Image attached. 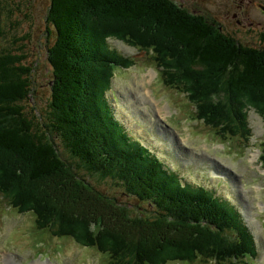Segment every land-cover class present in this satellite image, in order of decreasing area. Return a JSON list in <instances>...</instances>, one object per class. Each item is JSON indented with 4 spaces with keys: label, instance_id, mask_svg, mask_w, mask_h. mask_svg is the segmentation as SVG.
Listing matches in <instances>:
<instances>
[{
    "label": "trees",
    "instance_id": "1",
    "mask_svg": "<svg viewBox=\"0 0 264 264\" xmlns=\"http://www.w3.org/2000/svg\"><path fill=\"white\" fill-rule=\"evenodd\" d=\"M40 1L46 2V29H43L39 15L26 8L25 0H0V150L20 157L28 164L31 179L46 180L55 174L53 179L57 176L60 183L51 185L49 199H43L42 181L35 189L29 179L32 185H26L21 176L3 166L0 159V195L10 202L20 201L17 210L32 201L46 213L54 214L45 226L37 216L36 225L59 238L63 235L55 225L59 215L65 219L69 215L78 220L83 218L86 226L94 231L99 225H112L109 239H115L137 253L142 252L140 260L146 262H150L149 250L153 251V248L160 264H193L197 258L211 262L217 258L221 263L240 253L256 255L257 252L247 244L252 234L236 209L229 208L226 201L202 187L181 188L178 176L167 170L160 160L149 158L145 150L132 149L126 134L119 131V123L106 97L107 89L112 87L114 67L133 64L131 60L121 62L119 53L108 51L106 44L108 37L138 44L131 31L126 36L111 32L119 29L116 28L118 25L127 24L136 25L137 31L142 33L143 30L147 37L153 33L172 38L180 52L184 50L188 55L192 54L193 60H200L199 64L191 66L194 70L212 69L211 74L226 76L229 88L236 95H258V92H264V48L244 44L245 34L252 33L251 29L234 25L230 8L224 14L203 9L208 15H202L199 10L195 13L193 8L183 7L177 0ZM200 3L193 6L199 8ZM253 4L256 6L255 2ZM239 5L240 2H236L235 8ZM114 20H117L116 24ZM106 22L111 27L108 28ZM5 27L14 34H6ZM90 29L97 32L94 37L88 36ZM261 36L264 39V35ZM87 39L90 43H86ZM39 54L46 58V67L50 70L45 67L41 78L32 79L34 73L40 72L31 64L33 57ZM162 55L155 48L152 59L160 60ZM166 59L169 62L171 57L166 55ZM109 67L111 73L107 74ZM93 72L99 75L92 78ZM173 73H167L168 81L176 78ZM172 83L175 81L168 84L174 86ZM209 87L213 89L212 84ZM47 94H50L49 102L45 99ZM33 95L44 108L42 112L35 110L29 114L25 107H31ZM211 102L212 99L207 104L210 106ZM198 105L201 110V104ZM251 105L242 106L241 112L237 113L240 120H234L227 112L217 111L220 114L217 127L226 133L223 138L241 135L240 132L249 137L248 109H255L264 116L259 106ZM222 107L228 108L219 106ZM199 115L204 116L200 112ZM25 147L27 152H21ZM80 168L100 183L110 179L126 197L153 203L157 216L152 219L153 206L151 215L145 211L143 219L132 220L121 209L115 211L113 221L101 217L95 212L101 205L91 193L106 197L104 199L118 206L119 202L83 178ZM43 173L49 176H42ZM131 178H138V186L131 183ZM128 221L138 224L148 221L155 226H149L144 234L137 233L128 228ZM116 227L122 231L113 232ZM208 243H220L223 248L218 251L216 246H206ZM108 249L110 263L116 264L117 250Z\"/></svg>",
    "mask_w": 264,
    "mask_h": 264
},
{
    "label": "rangeland",
    "instance_id": "2",
    "mask_svg": "<svg viewBox=\"0 0 264 264\" xmlns=\"http://www.w3.org/2000/svg\"><path fill=\"white\" fill-rule=\"evenodd\" d=\"M181 2L183 7L193 8V11L202 15H208L203 9H211L217 11L218 14H224L227 8L231 10L235 9V3L240 2L235 0H177ZM244 11L241 10V18H246L245 23L250 21L251 25H246L245 29H249L252 33L245 34L243 39L244 44L249 46L264 48V39L261 36L264 35V13L260 11L258 7H254L251 4L253 0H244ZM256 1V0H255ZM200 3L199 8L193 6L195 3ZM257 3H264V0H257ZM25 6L28 10L36 12L42 23L43 29H46L44 24L46 18V2L40 0H25ZM15 22H17L14 19ZM19 21V20H18ZM115 24L117 20L113 21ZM18 23V22H17ZM21 25L20 21L18 23ZM107 27H111L109 22H106ZM117 26L111 32L116 35L126 36L132 32L134 39L138 40V45H147L145 49L152 51L158 48L162 53V57L169 55L171 60L166 61L165 67H170L176 74V78L173 80L175 83L167 85L165 81L162 82L161 78H157L150 84L151 78L149 75L145 76V72H149L145 69L147 64L145 57L138 56L136 58V66L132 69L131 66H118L115 68L113 77L111 79L112 88L117 95L125 92L129 83L136 80L141 82V90L144 88H151L160 102V109L149 99L148 96H143V101L148 104L149 112L154 115H158L157 119H164L167 126L179 132V136L184 140L182 143L178 140V143L173 144L171 138H168L164 132H161V128L156 121H143L141 124L133 121L126 120L131 124L132 129L142 130L149 135V138L144 136L146 143L149 146V158L154 157L150 154L154 150L155 153L163 163H165L173 170L177 175L181 177L183 183L194 187H205L211 191L219 199L226 201V206L232 209H236V213L239 215L241 221L248 226L249 231L254 236L250 237L247 241L248 246L257 252V256L253 258L251 255H239L230 256L227 260H222L220 263L217 258H213L211 261L201 260L197 258L193 264H231L239 262V264H264V172L260 170V164L255 160L253 162L252 153H257L261 148L264 152V147L260 146L264 142V119L253 110L248 109V117L250 127L253 130V137L251 139H243V133L240 138H232L231 145L217 138L216 136L226 135L224 130H219L221 127H217L220 121V114L217 111L227 112L235 120H240L237 113L241 112L242 106H252L251 104L259 106L264 111V92L260 91L256 94H249L252 97L245 95H236L229 88L230 84L228 78L223 75L211 74L212 69L194 70L191 66L193 63L199 64L200 60H193L192 54H187L184 50L179 51L176 41L172 38L166 39L163 36H155L153 33H147L142 30V33L137 31L136 25ZM6 34H14L6 27L3 30ZM85 31H88L85 30ZM159 33V32H158ZM97 34L95 30H89L88 36L94 37ZM236 38V37H235ZM86 43H90L87 39ZM125 42L117 40H109V47L118 50L124 56L130 57L137 54V51L124 44ZM146 50V51H147ZM124 62V61H122ZM38 68L40 72L34 73L32 79H39L42 76V72L45 71L46 58L39 54L38 57H33L31 62ZM91 64V62H90ZM151 67H149L150 69ZM50 70V67H46ZM138 69L140 73L136 77L135 71ZM144 71V72H142ZM153 76L155 73L150 71ZM107 74L111 73V68H108ZM99 74L93 72L91 77L94 78ZM210 75V76H209ZM105 76V75H101ZM153 80V79H152ZM171 80V78H170ZM171 80V81H173ZM171 81H168L169 84ZM90 82L94 83L91 79ZM133 84H136L134 82ZM209 84L213 85V89H210ZM199 85L201 88H197ZM216 91V92H215ZM215 92V93H214ZM195 93V94H194ZM235 94V95H233ZM212 95H214L213 98ZM107 97L111 99L117 115L121 117V114L116 108V104L112 100L111 93L107 89ZM127 97V96H126ZM46 102H49L50 94L45 96ZM213 100L210 106L207 104L209 100ZM201 104L196 107L192 104ZM207 104V105H206ZM220 105H226L228 108H219ZM31 107H25V111L29 114L39 110L42 112L44 106L36 96H32ZM162 108V109H161ZM201 113V121L197 120L196 114ZM217 113V114H216ZM73 114V113H72ZM262 115V114H261ZM219 118V121L217 119ZM208 125V126H207ZM224 127V125H222ZM119 131L126 132L125 127L121 124L118 127ZM228 129V128H227ZM198 132L199 134H196ZM232 134H236L232 132ZM135 140V139H134ZM225 143L227 150L222 151L219 149V143ZM181 146L185 149V160L193 157L195 160H182L174 155V146ZM231 147V148H230ZM257 147V148H254ZM237 151L230 153L233 149ZM27 147L21 152H27ZM184 151V152H185ZM170 153H172L170 155ZM156 154V155H157ZM252 157V158H250ZM0 159L2 165L9 170L16 171L21 176L23 182L28 185L31 184L29 180L33 182L32 187L35 189L40 186L39 181L44 184L42 188V198L49 199V191L51 185H57L60 183L57 180V176L53 179V175L48 179L30 178V167L20 157H13L6 151L0 150ZM77 162L76 159H72ZM250 163V165L248 164ZM252 165V166H251ZM169 169V168H168ZM10 170V171H11ZM256 174V171H258ZM79 171L87 176L84 169L80 168ZM228 173L231 177L235 178L236 186L232 181H224L223 173ZM42 176H49L43 173ZM151 176V173H149ZM88 180L94 184L99 190L105 194L115 197L119 203L131 205L132 208L141 210L144 207L141 201L128 198L121 193V189L113 184L110 179H105L106 183H100L97 178L88 175ZM222 178V179H221ZM131 183L138 186V178H131ZM222 181V182H220ZM129 184V183H127ZM227 184V185H225ZM164 190L170 192L167 187ZM103 201L106 199L100 197ZM262 202V203H261ZM263 204V211L261 209ZM20 201H5L0 198V264H111V257L109 247L116 249V264H160L156 258V252L149 250V260L146 262L140 260V254L133 249L119 244L115 239L110 240L109 236L103 232L94 231L90 227L86 226L83 222V218L80 220L68 216L67 219L60 215L56 218V226L63 231L62 238L51 235L46 228H39L36 226L35 215L40 217L43 225H47L48 221L55 217L52 213H46L41 208L37 207L35 203L30 201L25 208L18 209ZM131 213V211H127ZM101 220L98 219L99 224ZM231 223V222H227ZM111 237V236H110ZM244 238V237H243ZM242 241V240H241ZM211 242V241H207ZM140 242H138L139 245ZM86 246L82 251L73 250L75 247ZM135 244V243H133ZM206 246H216L217 250L223 248L220 243H208ZM76 253H73V251ZM230 250V249H228ZM152 251V253H151ZM232 252V251H231ZM230 252V253H231ZM161 255V252H159ZM139 256V258H137ZM151 257V258H150ZM115 258V255H114ZM120 260V261H118ZM141 261V262H140ZM230 261L231 263H227ZM166 264H188L186 262H166Z\"/></svg>",
    "mask_w": 264,
    "mask_h": 264
},
{
    "label": "water",
    "instance_id": "3",
    "mask_svg": "<svg viewBox=\"0 0 264 264\" xmlns=\"http://www.w3.org/2000/svg\"><path fill=\"white\" fill-rule=\"evenodd\" d=\"M262 10L264 11V7H262ZM122 106V105H121ZM86 184V183H85ZM78 187H82L81 185L77 184ZM84 190V189H83ZM91 195L93 197H95L100 205H101V209L100 210H96L95 209V212L98 213L101 217H105V218H109V220L113 221L114 219V214H115V211L117 212L119 209L123 210L124 212L128 213L127 212V209H125L124 207H121V206H118L117 204H114L112 203L111 201H108V200H105L103 201L98 195H95L93 193H91ZM122 214V213H121ZM123 215V214H122ZM76 216V215H75ZM128 216L129 218H131L132 220H136L134 217H132L130 215V213H128ZM122 219V217H121ZM128 220V219H127ZM108 224V223H107ZM127 225H128V228L131 230V231H134V232H137V233H143L146 231L147 228L150 229L149 226H155L154 223H151V222H146V223H142V224H138V223H134V222H131V221H128L127 222ZM110 225H99L97 226V230L99 232H103L105 235H107V237L110 235V229L112 227H109ZM122 231V230H121ZM120 229L118 230V228H114L113 229V232L115 233H120L121 232ZM142 236V235H141Z\"/></svg>",
    "mask_w": 264,
    "mask_h": 264
},
{
    "label": "bare ground",
    "instance_id": "4",
    "mask_svg": "<svg viewBox=\"0 0 264 264\" xmlns=\"http://www.w3.org/2000/svg\"><path fill=\"white\" fill-rule=\"evenodd\" d=\"M83 175H84V173H83ZM105 177V176H104ZM35 219H36V224H37V215H35ZM37 226V225H36Z\"/></svg>",
    "mask_w": 264,
    "mask_h": 264
},
{
    "label": "flooded vegetation",
    "instance_id": "5",
    "mask_svg": "<svg viewBox=\"0 0 264 264\" xmlns=\"http://www.w3.org/2000/svg\"><path fill=\"white\" fill-rule=\"evenodd\" d=\"M244 24H246V23H243V26H244Z\"/></svg>",
    "mask_w": 264,
    "mask_h": 264
}]
</instances>
